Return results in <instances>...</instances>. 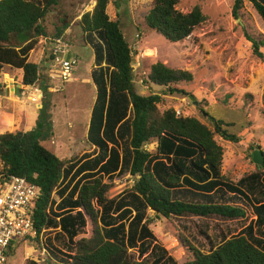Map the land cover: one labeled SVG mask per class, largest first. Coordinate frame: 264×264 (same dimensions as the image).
<instances>
[{"label":"trees","instance_id":"16d2710c","mask_svg":"<svg viewBox=\"0 0 264 264\" xmlns=\"http://www.w3.org/2000/svg\"><path fill=\"white\" fill-rule=\"evenodd\" d=\"M245 1L264 22V0H233L231 15L239 18ZM94 2L92 10L83 12L74 24L85 44L98 43L93 49L95 71L91 77L96 94L86 133L88 146L97 153L91 159H59L46 149L41 141L52 133L43 106L31 132L0 134V174L25 178L40 190L33 215L35 236L30 238L35 249L58 264H149L150 257L137 260L131 251L137 249L138 256H143V241L152 236L150 222L143 217L145 208L157 219L184 215L244 219L246 203L252 204L255 215L246 234L234 236L206 254L179 235L191 257L183 264H264V164L255 166L256 172L238 184L227 181L220 172L223 148L215 137L238 142L224 129L233 125L209 117V127L195 117L176 115L173 109L159 111L163 96L184 94L180 85L193 80L188 70L156 62L144 82L161 87V92L137 94L131 47L119 21L110 20L106 13L109 0ZM178 4V0H153L143 16L145 26L168 42L187 40L207 17L197 5L183 13ZM58 5V0H0V71L4 67L21 70L22 84L37 85L44 96L50 94L49 80L39 73L38 64L29 61V55L44 38L59 39L69 46L65 31L76 17H58L51 24L50 14L59 12ZM244 36L252 56L264 63V37ZM147 146H153V151ZM123 173L129 174L132 185L123 193L127 199L114 203L107 197L112 184L104 183L103 178ZM258 187L263 190L257 195L262 201L255 200V205L249 192L254 194ZM56 193L59 201L53 199ZM133 212L129 230L124 232V223ZM87 224L89 236L75 239ZM254 227L262 231L261 236L254 235ZM57 229L71 251L62 252L49 238L43 240L46 230ZM24 264L41 263L26 259Z\"/></svg>","mask_w":264,"mask_h":264},{"label":"rangeland","instance_id":"374dc122","mask_svg":"<svg viewBox=\"0 0 264 264\" xmlns=\"http://www.w3.org/2000/svg\"><path fill=\"white\" fill-rule=\"evenodd\" d=\"M178 1V7L183 13L189 12L197 5L207 17L191 37L180 43L168 42L145 26L143 16L151 8L153 0H112L106 13L110 20L119 21L123 36L131 47L130 64L137 94L161 92V87L144 82L151 65L156 62H161L169 68L188 70L192 73L193 80L180 85L184 94L163 96V104L157 105L159 111L173 109L176 115L195 117L209 127V117L233 125L224 129L234 134L239 139L238 142L225 140L219 135L215 138L223 148L221 175L227 181L238 184L240 180L256 172L252 153H264V63L252 56L250 43L244 36L246 33L253 37H264V22L248 1L244 2L237 19L231 15L233 0ZM58 3L59 12L51 15V24L57 23L58 17H76L71 20V26L65 31V38L70 46V54L67 57H75L77 66L71 79L63 84L58 79L48 77L49 70L42 55L45 45L40 41L37 49L30 53L29 59L40 66L39 73L49 80L47 91L50 94L46 96L37 85L22 84V71L10 67L2 68L0 134L31 132L37 123L38 109L43 106L49 116L47 124L50 125L52 135L41 141V144L59 159L74 156L91 159L97 151L88 146L86 133L96 94L91 77L95 71L93 49L98 43L95 40L91 45L85 44L83 34L74 21L79 19L83 12L92 10V0H58ZM49 29L53 30V26ZM97 39L99 41L98 37ZM99 42L103 44V41ZM102 46L104 47V44ZM189 96L194 98V102ZM152 148L153 146H147L148 151H153ZM78 179L76 178L74 183ZM103 182L112 184L107 193L108 199L114 200V203L127 199L123 193L132 185L128 173L116 174L112 178L105 176ZM262 191V188L258 187L254 194L249 192L253 204L257 205L255 200L262 201L257 196ZM76 196L75 194L74 198ZM58 198L57 193L53 195L55 201H59ZM244 205V219H225L217 216L204 218L192 215L157 219L153 211L145 208L143 217L150 222L148 230L152 236L143 241L146 250L143 256H138L137 249L131 251L137 260L150 257L149 264H183L191 257L178 240L179 235L206 254L224 241L246 234L245 228L255 219V215L252 204ZM95 207L100 209L96 205ZM111 213L114 216L118 214L114 208ZM133 217L134 212L124 223V232L129 230ZM142 224L143 221L138 229ZM254 229V235L261 236L262 231L256 227ZM89 234L90 225L87 224L84 233L75 239L87 237ZM46 238H49L58 250L71 251L67 248V239L58 234V229L46 230L43 240ZM140 243L141 241L137 243L136 248ZM26 259L39 260L41 264H58L54 259H47L43 252L36 250L31 241L18 242L7 264H24Z\"/></svg>","mask_w":264,"mask_h":264},{"label":"built area","instance_id":"2783aa9c","mask_svg":"<svg viewBox=\"0 0 264 264\" xmlns=\"http://www.w3.org/2000/svg\"><path fill=\"white\" fill-rule=\"evenodd\" d=\"M42 42L48 77L68 82L77 66L75 57H67L70 47L59 39L44 38ZM39 193L25 178L0 174V264H7L18 242L34 238L33 215Z\"/></svg>","mask_w":264,"mask_h":264},{"label":"water","instance_id":"95a60500","mask_svg":"<svg viewBox=\"0 0 264 264\" xmlns=\"http://www.w3.org/2000/svg\"><path fill=\"white\" fill-rule=\"evenodd\" d=\"M189 99H190L192 102H194V98H193L192 96H189ZM252 162H253L254 165H256V166H259V167L263 166V164H264V159H263L262 154H261L260 152H257V151L253 152V153H252Z\"/></svg>","mask_w":264,"mask_h":264},{"label":"crops","instance_id":"0c3cea01","mask_svg":"<svg viewBox=\"0 0 264 264\" xmlns=\"http://www.w3.org/2000/svg\"><path fill=\"white\" fill-rule=\"evenodd\" d=\"M111 1L112 0H109V4H108V6L111 4ZM94 5H95V2L92 0V7H91V9L94 7ZM107 6V7H108ZM53 14H55V13H51L50 15H53ZM80 18V17H79ZM136 37H138V35L136 34L135 35ZM41 42H42V40H40ZM42 44H43V42H42ZM17 46H20V43H18L17 42ZM70 54V53H69ZM42 55H43V57H45V54H44V51H43V49H42ZM29 57H30V55H29ZM29 61H30V59H29ZM38 62H40V61H38ZM18 71H21V70H18ZM95 85V84H94Z\"/></svg>","mask_w":264,"mask_h":264}]
</instances>
